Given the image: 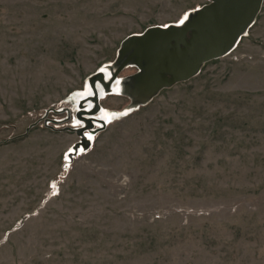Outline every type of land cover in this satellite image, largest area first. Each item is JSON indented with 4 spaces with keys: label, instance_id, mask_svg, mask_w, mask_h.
Wrapping results in <instances>:
<instances>
[{
    "label": "rangeland",
    "instance_id": "1",
    "mask_svg": "<svg viewBox=\"0 0 264 264\" xmlns=\"http://www.w3.org/2000/svg\"><path fill=\"white\" fill-rule=\"evenodd\" d=\"M208 3L0 0V264H264V0L191 79L106 94L110 124L64 162L90 79Z\"/></svg>",
    "mask_w": 264,
    "mask_h": 264
},
{
    "label": "water",
    "instance_id": "2",
    "mask_svg": "<svg viewBox=\"0 0 264 264\" xmlns=\"http://www.w3.org/2000/svg\"><path fill=\"white\" fill-rule=\"evenodd\" d=\"M262 3L263 0H209L207 5L197 9L182 28H153L143 35L127 39L155 49L136 47L114 71L110 83L104 81L106 89H110L109 84L111 86L135 58L139 71L136 76L141 71L151 72L159 80L167 81L157 94L164 88L191 79L204 63L224 56L232 49L255 21ZM149 52L154 57L143 63ZM97 78L104 80L101 71L90 79V83L94 84ZM93 99L97 103L93 112L96 114L100 109L99 99ZM78 118H81V114H78ZM75 132L82 136V130Z\"/></svg>",
    "mask_w": 264,
    "mask_h": 264
},
{
    "label": "bare ground",
    "instance_id": "3",
    "mask_svg": "<svg viewBox=\"0 0 264 264\" xmlns=\"http://www.w3.org/2000/svg\"><path fill=\"white\" fill-rule=\"evenodd\" d=\"M196 11L197 10L190 12L188 16L180 22V24H177L175 26L177 28L184 27V25L188 21L191 20L192 16L195 14ZM241 39L242 37L237 41V43L232 47V49H230L226 54L231 53L237 47ZM139 46L143 47L144 50L146 49L154 50L155 49V47L152 48L151 46H148V45L145 46L140 42H135L134 40L125 41L114 63L107 65L100 70L102 73V76L104 77V80L101 78H97L94 84H91V83L89 84L88 92L91 93V96H89L88 99L84 100L86 101V103L82 107V109L84 108L83 109L84 113L83 112L81 113L82 115H81L80 121L83 120V122H85L87 121V118H90V116L93 115V112H92L93 108L94 107L96 108L97 106V103L94 101L93 98L99 99V105H100V100L104 99L106 94L108 93L121 94V95H125L129 97L130 99H132L135 104H146L150 102L155 96L158 95L157 94L158 89L161 86H164L167 81L164 79L159 80V78L155 77L154 73H151V72L141 71L139 75L136 76V74H134L132 76L127 77L124 80L117 78V80L113 82L111 86L109 84L108 86L110 87L109 90H107L106 89L107 87H105V83L107 84L110 83V79L112 78L114 71L117 69V67L132 54L133 50L136 49V47H139ZM152 57H154V55L149 52L148 56L146 55V59L144 60L143 63L147 62L148 60H151ZM128 68L129 69L137 68L136 58L131 61V64Z\"/></svg>",
    "mask_w": 264,
    "mask_h": 264
},
{
    "label": "built area",
    "instance_id": "4",
    "mask_svg": "<svg viewBox=\"0 0 264 264\" xmlns=\"http://www.w3.org/2000/svg\"><path fill=\"white\" fill-rule=\"evenodd\" d=\"M96 108H97V106H96ZM96 108L94 107L92 112L96 111ZM83 109L81 108L75 113L76 117H73V123H72V130H75V131L82 130V136H79L77 134L80 138L79 141L65 152V154H64V162L65 163H71L73 159H75L76 157L87 152L92 147V141H93L95 135L100 130L107 127V125L110 124L111 120L113 119V118H108L107 120L104 119L103 110L100 107L99 111L96 114L91 115L90 118H87V121L83 122V120L80 121L81 118H78V114H81L82 112L84 113ZM70 111L71 110L68 109V112H70ZM76 120L78 122H76ZM89 121H90V123H89ZM49 123H53V124L59 126L64 122L46 119L45 120V126H48ZM77 124H81V125H77ZM90 124H91V126H90ZM54 126H53V128H55ZM58 126L56 128H58Z\"/></svg>",
    "mask_w": 264,
    "mask_h": 264
},
{
    "label": "flooded vegetation",
    "instance_id": "5",
    "mask_svg": "<svg viewBox=\"0 0 264 264\" xmlns=\"http://www.w3.org/2000/svg\"><path fill=\"white\" fill-rule=\"evenodd\" d=\"M77 122V121H76ZM78 125V124H77Z\"/></svg>",
    "mask_w": 264,
    "mask_h": 264
}]
</instances>
